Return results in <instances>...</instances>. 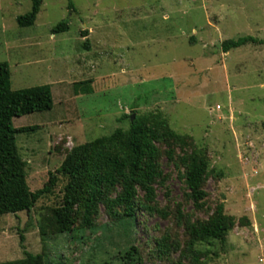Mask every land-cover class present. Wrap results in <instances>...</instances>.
Returning <instances> with one entry per match:
<instances>
[{"label":"rangeland","instance_id":"1","mask_svg":"<svg viewBox=\"0 0 264 264\" xmlns=\"http://www.w3.org/2000/svg\"><path fill=\"white\" fill-rule=\"evenodd\" d=\"M31 6V0H0V62L9 65L11 88L48 85L52 94L50 111L13 120L16 129H32L16 135L30 190L41 189L76 146L127 130L125 116L158 111L207 154L211 211L222 203L236 220L225 240L209 248L205 264H264V44L220 48L241 36L264 40V0H42L34 25L19 27L17 18ZM60 22L68 31L52 35ZM87 80L93 93L74 92V83ZM160 165L167 180L155 190L156 202L206 219L183 199L173 165L165 158ZM59 181L31 221L26 213L0 218V262L44 251L52 264H123L119 251L141 248L166 228L184 240L183 229L143 210L127 239L102 207L98 230L43 240L39 215L62 201ZM153 259L141 264H163Z\"/></svg>","mask_w":264,"mask_h":264},{"label":"trees","instance_id":"2","mask_svg":"<svg viewBox=\"0 0 264 264\" xmlns=\"http://www.w3.org/2000/svg\"><path fill=\"white\" fill-rule=\"evenodd\" d=\"M29 13L19 16L21 28L34 25L40 12L42 0H31ZM68 31V24L60 22L52 28V35ZM250 44H264L252 36H241L221 43V51L228 53ZM92 81L73 84L74 92L81 95L93 93ZM50 86H35L27 89L11 88V73L6 62H0V218L7 215L30 213L62 179L65 182L61 202L44 208L39 215L38 231L41 239L59 237L75 239L79 233L95 231L99 207L119 226L124 237L131 239L135 233L136 213L143 210L149 216L168 220L175 229H183L184 240L166 228L160 236L143 244H132L119 251L118 259L123 264H141L153 257L163 264H205L209 248L215 242H223L228 232L236 225L235 218L225 214L224 205L214 208L207 204L208 194L204 184L211 175L207 154L199 149L193 139L174 131L167 118L160 112H150L129 120V128L116 129L109 136H102L68 151L60 167L49 174L47 183L32 192L27 183V162L23 160L16 142V135L32 129L13 127V120L33 113L52 109ZM175 168L182 181L183 199L195 212H206L207 218L186 216L177 205L174 211L161 207L155 200V190L164 188L167 176L161 169L160 160ZM167 196V193H166ZM211 211V213H210ZM106 227L105 230H109ZM21 242L24 241L20 236ZM83 237L79 238V243ZM152 248L147 255L146 248ZM140 249V250H139ZM143 249V251H142ZM178 254L176 259L173 255ZM154 260V259H153ZM46 252L32 254L23 252L17 260L0 264H52Z\"/></svg>","mask_w":264,"mask_h":264},{"label":"crops","instance_id":"3","mask_svg":"<svg viewBox=\"0 0 264 264\" xmlns=\"http://www.w3.org/2000/svg\"><path fill=\"white\" fill-rule=\"evenodd\" d=\"M85 33H86V32H85ZM85 33H84V35H85L84 40H88V33H86V34H85ZM86 36H87V37H86ZM228 53H229V52H228ZM76 67L78 68L79 66H76Z\"/></svg>","mask_w":264,"mask_h":264},{"label":"water","instance_id":"4","mask_svg":"<svg viewBox=\"0 0 264 264\" xmlns=\"http://www.w3.org/2000/svg\"><path fill=\"white\" fill-rule=\"evenodd\" d=\"M134 118V116L133 117H131V119H133Z\"/></svg>","mask_w":264,"mask_h":264}]
</instances>
